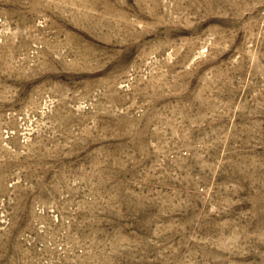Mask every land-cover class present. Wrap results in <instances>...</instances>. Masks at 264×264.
Wrapping results in <instances>:
<instances>
[{"label":"rangeland","instance_id":"374dc122","mask_svg":"<svg viewBox=\"0 0 264 264\" xmlns=\"http://www.w3.org/2000/svg\"><path fill=\"white\" fill-rule=\"evenodd\" d=\"M0 264H264V0H0Z\"/></svg>","mask_w":264,"mask_h":264}]
</instances>
